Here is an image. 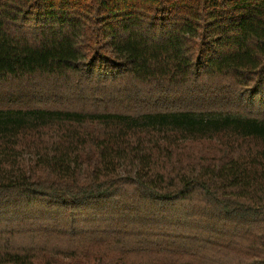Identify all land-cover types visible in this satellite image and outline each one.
<instances>
[{"label":"trees","instance_id":"trees-1","mask_svg":"<svg viewBox=\"0 0 264 264\" xmlns=\"http://www.w3.org/2000/svg\"><path fill=\"white\" fill-rule=\"evenodd\" d=\"M3 89L0 264H264V0H0Z\"/></svg>","mask_w":264,"mask_h":264},{"label":"rangeland","instance_id":"rangeland-1","mask_svg":"<svg viewBox=\"0 0 264 264\" xmlns=\"http://www.w3.org/2000/svg\"><path fill=\"white\" fill-rule=\"evenodd\" d=\"M13 93L17 94V95H20V93H18V92L10 91V90H7V89L0 90V102H4L5 101V97L8 96V95H12ZM18 104H20V103H18ZM14 105H15V103H14Z\"/></svg>","mask_w":264,"mask_h":264}]
</instances>
